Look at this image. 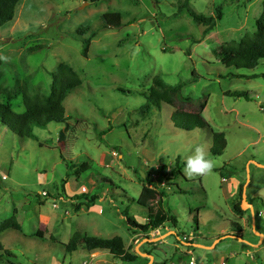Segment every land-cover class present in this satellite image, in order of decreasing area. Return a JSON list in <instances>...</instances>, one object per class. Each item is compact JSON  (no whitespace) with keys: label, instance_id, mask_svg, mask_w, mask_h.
Segmentation results:
<instances>
[{"label":"rangeland","instance_id":"374dc122","mask_svg":"<svg viewBox=\"0 0 264 264\" xmlns=\"http://www.w3.org/2000/svg\"><path fill=\"white\" fill-rule=\"evenodd\" d=\"M181 1L19 0L0 25L8 86L17 78L29 92L45 93L59 61L80 78L62 101L68 124L62 137L65 121L32 126L21 136L0 122V220L13 216L19 224L0 231L11 264H188L189 258L193 264H264V78L246 76L264 71V57L252 68H236L211 50L252 30L261 0H186L182 7ZM216 6L220 17L206 31L187 12L215 16ZM82 37L89 38L85 56ZM154 76L192 100L206 95L201 114L208 125H174L166 102L140 112V91ZM11 104L22 109L19 97ZM212 131L226 141L219 154L209 150ZM196 145L215 167L190 179L182 162ZM143 178L162 191L161 206L175 223L164 220L147 233L127 224V214L144 221L132 200ZM242 192L244 212L237 215L231 203L241 201ZM92 193L97 197L88 201ZM232 221L241 224L239 232ZM75 231L119 235L136 256L122 259L80 243L66 250Z\"/></svg>","mask_w":264,"mask_h":264},{"label":"trees","instance_id":"16d2710c","mask_svg":"<svg viewBox=\"0 0 264 264\" xmlns=\"http://www.w3.org/2000/svg\"><path fill=\"white\" fill-rule=\"evenodd\" d=\"M18 1L19 0H0V25L12 18L15 5ZM185 3L186 0H182L180 6H184ZM213 10L215 16L212 14L203 15L195 12L191 8H188L187 12L195 22L205 24L203 30L206 31V29L211 28L214 24V18L220 17V8L216 6ZM113 15L116 17L114 23H119V13L113 12ZM102 23L106 24L103 20ZM254 25L252 30L245 31L239 38L228 40L213 47L211 50L216 59L226 66H234L236 68L254 67L258 63V60L264 57V0H261V9L254 19ZM77 31L79 33L83 32L81 27ZM81 40V54L85 56L88 49L89 38L82 37ZM39 46L40 45H38V47ZM3 75L2 60L0 59V122L20 136L27 135L32 126L44 127L49 121H65L66 117L63 114L64 107L62 101L65 95L80 83V78L76 72L68 63L63 61H59L56 64V69L51 72V78L45 93L29 92L26 83L24 81L18 82L17 78L14 80L12 86H8V84L3 81ZM250 75H259L264 78V71L251 73L246 76ZM223 92L227 94L231 93L236 96L240 95L246 97L247 95L246 91L230 92L226 89ZM140 93L145 97V101L139 106L140 112L147 111L150 104L159 108L161 102H166L173 107L170 118L174 125L184 129L208 125L201 114V109L206 102V95L192 100L190 97L180 94L178 85H167L158 76H154L147 90L140 91ZM16 96L19 97L21 101L22 109L20 110L14 109L11 104L12 100L17 98ZM185 102L189 103V105L195 104L194 108H187V105H183ZM67 126V121H65L64 127L58 132L59 138L64 135ZM225 142V138L221 131H212V143L209 147L210 152L212 154L221 153L225 146ZM184 162L185 161L182 163ZM79 165L82 169H85L87 167V161H81ZM174 170L175 167H172L170 171L173 172ZM143 179L145 183L141 184L138 195L132 198V200L137 205L141 206L142 209H139V211L144 217V221L137 222L134 220L133 215L127 214L125 215L127 224L136 228L137 231L147 233L157 228L164 220H170L172 223H175L176 218L174 215L169 214L161 206L162 191L159 190L157 186L149 184V178ZM63 181L64 179H61V182ZM241 188L242 184L238 186L239 196L241 194ZM96 197V194L92 193L86 198L88 201H93ZM37 200L41 202V199ZM231 207L237 215H242L244 212V210L240 208V197L237 201H232ZM192 219L195 223L197 222L196 214H194ZM231 224V228L237 232L242 229L241 224L237 221H232ZM8 227L19 228V224L13 216L5 217L0 220V231ZM34 233L40 234L39 230H35ZM78 243L82 244L87 250L97 248L106 249L112 255L122 259L131 260L136 256V254L124 250L123 242L119 235L101 237L75 231L65 243V249L73 250ZM10 255H13V253L9 249L3 248L0 242V260L2 259L11 264L13 262L9 260L8 256Z\"/></svg>","mask_w":264,"mask_h":264},{"label":"clouds","instance_id":"9594fccd","mask_svg":"<svg viewBox=\"0 0 264 264\" xmlns=\"http://www.w3.org/2000/svg\"><path fill=\"white\" fill-rule=\"evenodd\" d=\"M0 59L6 58L0 57ZM184 163V173L190 179L195 178L197 176L208 175L212 172L215 167L213 160L208 158V154L203 145H196L194 147V151H192V154L186 157Z\"/></svg>","mask_w":264,"mask_h":264},{"label":"water","instance_id":"95a60500","mask_svg":"<svg viewBox=\"0 0 264 264\" xmlns=\"http://www.w3.org/2000/svg\"><path fill=\"white\" fill-rule=\"evenodd\" d=\"M243 202H245V199H244L243 192H242L241 201H240V208H243L245 206V204H243ZM246 204H247V206L251 207L250 203L246 202ZM255 232L258 233L260 236L262 235V233L259 231H255ZM197 244H199V243H197ZM255 244H257V243H255ZM143 254H146V253L144 252Z\"/></svg>","mask_w":264,"mask_h":264},{"label":"built area","instance_id":"2783aa9c","mask_svg":"<svg viewBox=\"0 0 264 264\" xmlns=\"http://www.w3.org/2000/svg\"><path fill=\"white\" fill-rule=\"evenodd\" d=\"M182 237H183L184 239H185V238H190L189 235H187V236H184V235H183ZM193 263H194V261L192 260V258H189V259H188V264H193Z\"/></svg>","mask_w":264,"mask_h":264},{"label":"crops","instance_id":"0c3cea01","mask_svg":"<svg viewBox=\"0 0 264 264\" xmlns=\"http://www.w3.org/2000/svg\"><path fill=\"white\" fill-rule=\"evenodd\" d=\"M262 236V235H261ZM187 243V242H186ZM193 245H198V244H196V243H192Z\"/></svg>","mask_w":264,"mask_h":264}]
</instances>
